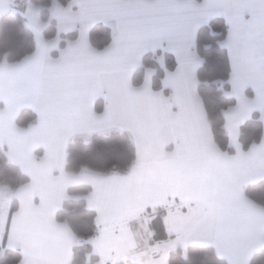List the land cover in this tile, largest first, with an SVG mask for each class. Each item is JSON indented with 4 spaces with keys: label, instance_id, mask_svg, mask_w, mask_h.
<instances>
[{
    "label": "snow or ice",
    "instance_id": "snow-or-ice-1",
    "mask_svg": "<svg viewBox=\"0 0 264 264\" xmlns=\"http://www.w3.org/2000/svg\"><path fill=\"white\" fill-rule=\"evenodd\" d=\"M43 8L27 0L22 13L35 50L17 62L0 59V149L6 146L8 160L30 177L16 187L0 182V243L7 238L8 247L20 248L19 264H73L74 247L84 241L57 212L70 186L88 184L92 190L81 195L96 212V234L87 240L96 264H169L172 250L192 243L213 245L228 264H251L264 249V205L245 186L264 180V137L245 149L240 136L254 111L264 121V0H52L48 20ZM5 11H15V0H0ZM216 15L227 23L219 44L229 73L215 83L236 99L221 109L234 152L218 143L199 90L197 32ZM53 18L57 32L48 38L43 29ZM97 21L112 29L102 49L89 38ZM76 29L78 38L62 47L61 33ZM158 47L174 52L178 66L168 70L161 55V88H153L152 68L134 84L144 53ZM25 106L37 119L21 126ZM113 128L126 129L135 144L125 171L67 168L74 136ZM161 208L168 238L155 240L151 224Z\"/></svg>",
    "mask_w": 264,
    "mask_h": 264
},
{
    "label": "trees",
    "instance_id": "trees-1",
    "mask_svg": "<svg viewBox=\"0 0 264 264\" xmlns=\"http://www.w3.org/2000/svg\"><path fill=\"white\" fill-rule=\"evenodd\" d=\"M44 5L42 17L48 20L52 0H34ZM65 6L69 0H60ZM56 24L54 20L48 23L44 29V35L52 38L56 35ZM227 35V23L225 19L215 17L206 25L201 26L197 32L196 51L204 62L198 69L200 78V93L209 111V117L213 124L216 139L221 147L230 152L233 148H227L228 137L223 128L224 117L221 109L230 104H235L233 97L227 98L215 81L221 77L227 78L229 63L226 49L222 48L219 41ZM62 39H76L77 32L62 34ZM90 42L94 47L104 48L112 40L109 27L97 23L90 29ZM64 46V42L61 43ZM35 50L34 34L29 29L24 19L19 14H3L0 18V59L7 57L8 62H17L24 56ZM55 55L57 53H54ZM165 65L172 71L176 62L171 54H165ZM146 68L155 70L153 76V88L159 90L165 75V68L156 62L153 53L144 55L142 65L137 68L132 76L134 84L143 82ZM225 87H230L225 85ZM166 93H168L165 90ZM102 101L96 104V111L100 112ZM36 114L29 108L21 110L17 117V123L27 126L36 120ZM263 136V124L259 119V113L255 112L252 117L241 126L240 140L243 147L247 149L253 142H259ZM136 151L133 142L126 132L114 131L107 135H92L89 142L82 139H74L68 146L69 170L79 171L81 167L87 166L101 172L113 170L125 171L135 159ZM29 181V177L21 169L8 161L3 149H0V182L7 183L13 187ZM70 196L86 194L91 191L88 185H77L69 188ZM246 195L258 204L264 205V181L248 185L245 188ZM96 213L90 210L85 199H67L62 208L57 212L60 221H67L73 230L78 233L85 242L74 247L73 264H96L98 256L92 252V247L86 241L88 237L96 234ZM156 239H165L166 236L161 226L155 229ZM22 254L19 250L0 249V264H19ZM119 264H135L131 260L119 261ZM169 264H227L224 259L217 256L212 246L189 245L187 250L177 249L169 255ZM251 264H264V249L255 253Z\"/></svg>",
    "mask_w": 264,
    "mask_h": 264
},
{
    "label": "crops",
    "instance_id": "crops-1",
    "mask_svg": "<svg viewBox=\"0 0 264 264\" xmlns=\"http://www.w3.org/2000/svg\"><path fill=\"white\" fill-rule=\"evenodd\" d=\"M38 3V2H37ZM75 7V6H74ZM26 8H27V0H15V11H5L4 13H2V14H0V18H1V16L3 15V14H19L23 19H24V21H25V23H26V25H27V27L29 28V29H31L29 26H28V24H27V21H26V18L22 15V13L26 10ZM215 17H220V18H223V19H225L222 15H216V16H213L211 19H213V18H215ZM210 19V20H211ZM52 20H54L55 21V24L57 25V22H56V20L53 18ZM225 21H226V19H225ZM210 22V21H209ZM208 22V23H209ZM97 23H102V24H104V25H106L107 27H109L110 28V30H111V34H112V29H111V26L110 25H108V24H105L103 21H97L95 24H97ZM207 23V24H208ZM95 24H93L92 26H94ZM48 25V24H47ZM203 25H206V24H202L201 26H203ZM92 26H91V28H92ZM200 26V27H201ZM47 27V26H46ZM45 27V28H46ZM199 27V28H200ZM44 28V29H45ZM90 28V29H91ZM44 29H43V31H44ZM31 31H32V29H31ZM56 31H57V27H56ZM33 32V31H32ZM72 32H77V38H78V35H79V32H78V29H76V30H73V31H71V32H68V33H72ZM68 33H61V35L62 34H68ZM89 33H90V30H89ZM34 34V33H33ZM34 39H35V37H34ZM67 40V39H66ZM66 40H64V39H62V37H61V43L62 42H65ZM166 41H165V45H166ZM54 53H57L56 55L54 54ZM148 53H153V54H155V56H156V62L159 64V66H161L162 68H164V66H162L161 64H160V62H159V60H158V57L159 56H161V55H163L164 56V58H165V54H171L173 57H174V59H175V62H176V67L178 66V61H177V58H176V55H175V53L174 52H172V51H168V52H165L164 51V49L163 48H161V47H158L156 50H155V53L151 50V49H149L146 53H144V55H146V54H148ZM54 56H58L59 55V52L57 51V50H53V53H52ZM144 55H143V57H144ZM143 57H142V59H143ZM142 65V64H141ZM140 65V66H141ZM140 66H138L137 68H139ZM176 67H175V69H176ZM136 68V69H137ZM135 69V70H136ZM174 69V70H175ZM146 70V69H145ZM174 70H172V71H174ZM134 73V72H133ZM144 75H145V73H144ZM165 75H166V73H165ZM164 75V76H165ZM132 76H133V74H132ZM153 76H154V74H153ZM144 79V78H143ZM152 81H153V77H152ZM168 93H166L165 92V95H168V94H170V91H171V89H165ZM164 90V91H165ZM247 94L249 95V96H253L254 95V91H253V89H251V87H249L248 89H247ZM234 99H235V97H233ZM99 100H101L102 101V105H101V107H102V109H101V111L100 112H98V113H101V112H103V110H104V107H105V101H104V99H103V97L101 96V97H98L97 98V100H96V103H95V110H96V104H97V102L99 101ZM235 103H236V99H235ZM24 108H29V109H31L35 114H36V116H37V113L31 108V107H29V106H25ZM23 108V109H24ZM255 112H258L259 113V111L257 110V111H254L253 112V114L255 113ZM252 114V115H253ZM252 117V116H251ZM259 117H260V113H259ZM37 119V118H36ZM250 119V118H249ZM248 119V120H249ZM247 121V120H246ZM245 121V122H246ZM244 122V123H245ZM262 122V124H263V136L262 137H264V121H261ZM243 123V124H244ZM242 124V125H243ZM241 125V126H242ZM114 131H119V132H126V133H128L129 134V136H130V138H131V134L125 129V130H121L120 128H113V129H111V130H108V131H106V132H102V131H99V130H97V131H94V132H92L91 133V135L89 136V137H87V138H85L84 136H82V135H79V134H77L76 136H74L73 137V139L69 142V144L74 140V139H76V138H79V139H82L84 142H89L90 141V139H91V137H92V135H94V134H98V135H107V134H109V133H111V132H114ZM131 140H132V138H131ZM132 142H133V140H132ZM69 144H68V146H69ZM133 145H134V147H135V144H134V142H133ZM174 147V145H169V150H171V148H173ZM234 149V148H233ZM3 150H4V152L6 151V146L3 148ZM68 150V149H67ZM41 152H42V149L40 150ZM135 151H136V149H135ZM8 159V158H7ZM9 161V160H8ZM9 162H11V161H9ZM12 163V162H11ZM14 164V163H13ZM16 165V164H15ZM18 166V165H17ZM19 167V166H18ZM123 172V171H122ZM24 173V172H23ZM27 175V174H26ZM28 176V175H27ZM29 177V176H28ZM29 179H30V177H29ZM260 181H264V180H260ZM260 181H258V182H260ZM258 182H255V183H258ZM255 183H251V184H248V185H252V184H255ZM77 185H88V184H76V185H72V186H77ZM248 185H246L245 186V188L248 186ZM72 186H70V187H72ZM88 186H90L91 187V185H88ZM91 190H92V188H91ZM81 199V198H83V195H77V196H70V195H68V197L65 199V200H67V199ZM84 199V198H83ZM64 200V201H65ZM63 201V202H64ZM86 201V200H85ZM86 205H87V201H86ZM87 207H88V205H87ZM62 208V207H61ZM61 208H59L58 210H60ZM89 208V207H88ZM90 210H92V211H94L95 212V210L94 209H92V208H89ZM96 213V212H95ZM165 214V210L163 209V208H161V209H158L157 210V213H156V215H155V219L152 221V224H151V228H152V230L155 232V234H156V231H155V229L157 228V226H161L162 227V229H163V232H164V234H165V236H166V238L165 239H167L168 238V234H167V232L165 231V228H164V226H163V222H162V216ZM155 221L156 222H158L159 224L158 225H155ZM153 223H154V225H153ZM134 227L137 229V230H139L141 233H142V229H140L139 228V225H134ZM154 239L155 240H162V239H156L155 237H154ZM84 241V240H83ZM85 242V241H84ZM87 242V241H86ZM83 243V242H82ZM88 243V242H87ZM190 245H204V244H200V243H192V244H190ZM204 246H212L214 249H215V247L213 246V245H204ZM0 249L1 250H3V249H11V250H19L20 252H21V250H20V248H18V247H16V248H10V247H8L7 246V238H5V240H4V242L3 243H0ZM177 249H184V248H182V247H180V246H178V247H176L174 250H172L171 252H170V254L172 253V252H174V251H176ZM261 250V249H260ZM93 252V251H92ZM215 252H216V250H215ZM94 253V252H93ZM21 254H22V252H21ZM94 254H96V253H94ZM169 254V255H170ZM217 254V253H216ZM97 255V254H96ZM218 256V255H217ZM219 258H221V259H224L226 262H227V264H228V261H227V259L226 258H223V257H220V256H218ZM125 260H131V261H133V262H135L134 260H132L131 258H128V259H122L121 261H125Z\"/></svg>",
    "mask_w": 264,
    "mask_h": 264
},
{
    "label": "rangeland",
    "instance_id": "rangeland-1",
    "mask_svg": "<svg viewBox=\"0 0 264 264\" xmlns=\"http://www.w3.org/2000/svg\"><path fill=\"white\" fill-rule=\"evenodd\" d=\"M158 224H159V223L155 221V225H158ZM153 225H154V223H153Z\"/></svg>",
    "mask_w": 264,
    "mask_h": 264
}]
</instances>
